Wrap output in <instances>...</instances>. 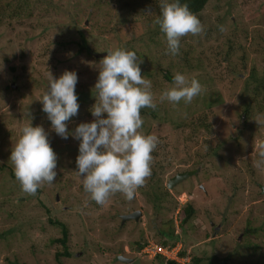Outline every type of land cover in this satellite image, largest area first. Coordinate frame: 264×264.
<instances>
[{
	"label": "rangeland",
	"instance_id": "obj_1",
	"mask_svg": "<svg viewBox=\"0 0 264 264\" xmlns=\"http://www.w3.org/2000/svg\"><path fill=\"white\" fill-rule=\"evenodd\" d=\"M4 1L0 5L7 7L11 3ZM117 1L114 0V3L118 7ZM35 2L38 6L34 14L36 21L22 26L17 21L6 19L3 21L5 27L0 28V264H60L57 255L65 249L61 244L53 243V240L62 238L63 234L59 227L50 223L51 220L66 223L69 228L67 249L72 257H61L64 264H157L152 262L154 256L145 255L144 249H139L136 244L144 241L158 244L156 229L150 225L148 217V213L155 212L153 205L138 190L133 201L125 202L119 193L111 196L102 206L92 201L83 190L81 178L75 173L80 141L71 135L66 140L60 138L52 130L40 102L48 86V72L58 79L65 70L75 71L82 85L87 83V77L94 80L98 66L96 60L80 55L79 51L84 52V48L93 52L96 35L117 43L106 27L110 24L109 20L115 17L113 0ZM198 18L205 26V34L197 37L189 35L185 39L193 54H201L202 59L185 67L182 74L189 79L206 81L202 86L209 91L193 100L197 111L191 109V114L197 112L200 117L209 110L207 106L218 99L223 100L224 117L218 124L212 125L210 133L203 131L199 139L200 144H203L204 138L215 141L218 152L197 176L194 174L191 177L187 172L194 173L200 162L175 163L162 182L167 188L178 175H188L168 189L170 197L176 199L179 205L192 201L198 209L196 225L187 226L189 241L210 235L207 241L186 246V250L184 247L182 251H186L187 255L183 257L189 259L187 264L192 262V258L188 257L190 254L202 257L217 255L219 258L229 256L232 264L239 260L240 264H248L247 261L250 264H264V169L254 167L257 159L255 142L264 139V126L257 127L253 121L257 114L251 117L250 122L245 117L248 123H244L239 112L243 107L237 101L242 97L240 90L235 92V86L230 83L228 86L220 85L217 79L209 83L205 74L207 69L200 68L206 66L207 61H218L226 53L230 40L237 42V47L251 60L264 66V0H212ZM218 25H224L226 31L221 33ZM78 31L89 38V42H84L82 47L79 45L83 41ZM71 41L78 45L71 44ZM176 72L179 70H172L173 74ZM246 72L249 74V70ZM240 85L243 86V82ZM93 88L82 92L90 98V103L95 104ZM152 90L161 109L158 114L160 135L168 134L175 128L176 122L194 118L185 115L187 112L184 109L188 110L189 104L159 103L161 92L156 91L153 84ZM79 106L78 115L67 122L69 133L79 124L95 119L88 112L92 106L89 109L81 104ZM256 106L252 108L258 110L261 107ZM102 118H107L106 114ZM234 119L237 121L235 125ZM30 121L33 127L42 126L45 129L50 145L55 143L60 150L59 153L53 149L54 152L65 157V160L57 159L54 183L38 189L35 196L23 193L8 169H12L9 163L12 146L21 128ZM225 132L227 135L223 140H218L219 134ZM189 142L194 143L191 139ZM159 155L163 156L162 153ZM208 175L210 178L206 179ZM9 199L13 203L24 204L19 208L15 204L13 208L5 203ZM134 210L142 211L138 222H125L124 218ZM177 210L170 214L161 212L158 220L161 224L162 221L174 219V233L181 231L175 221ZM213 218L218 221L220 229L210 227L215 226ZM250 226L256 232L247 236ZM122 227L123 232L120 230ZM11 229L14 235L13 232L9 234ZM195 230L197 232L193 237L191 233ZM246 237H250L253 245L259 246L248 258L247 254H242L252 246L246 245L243 240ZM120 257L129 262L121 261ZM132 260L133 263L130 262ZM178 261L184 263L182 259Z\"/></svg>",
	"mask_w": 264,
	"mask_h": 264
},
{
	"label": "clouds",
	"instance_id": "obj_2",
	"mask_svg": "<svg viewBox=\"0 0 264 264\" xmlns=\"http://www.w3.org/2000/svg\"><path fill=\"white\" fill-rule=\"evenodd\" d=\"M153 23L163 34L165 55L171 57L180 54L182 38L203 36L206 32L198 16L181 0H159V15ZM218 29L221 33L226 31L224 25H218ZM106 53L99 61V75L92 90L96 101L91 108L93 122L79 124L72 133L68 131L67 122L78 115L80 107L75 71L65 70L58 79L48 72V86L40 99L52 130L62 139L71 135L80 141L75 173L81 178L84 192L101 206L117 193L127 200L134 198L136 190L151 175L152 153L160 143L156 135L142 132L141 110L157 109L152 81L141 74L143 61L134 51L122 48ZM203 91L197 79L176 72L171 86L159 94V103L190 104ZM104 114L107 118H102ZM253 121L264 125V114H257ZM255 148L254 167L264 169V139L256 141ZM57 159L42 126L33 127L31 121L23 126L9 157L20 190L35 196L38 189L53 184ZM186 203H180L177 214ZM188 257L192 258L191 254Z\"/></svg>",
	"mask_w": 264,
	"mask_h": 264
},
{
	"label": "trees",
	"instance_id": "obj_3",
	"mask_svg": "<svg viewBox=\"0 0 264 264\" xmlns=\"http://www.w3.org/2000/svg\"><path fill=\"white\" fill-rule=\"evenodd\" d=\"M3 1L4 0H0V2ZM6 1L7 4H9V2L11 3L7 7L0 5V28L5 27V23L3 21L6 19L17 21L19 22L17 24H21L22 26L28 24L29 22L36 21L34 14L36 11L35 7L38 8V6L35 0H5L4 2ZM211 1L212 0H181V3L188 4L190 10L198 16L203 11H205L206 7ZM170 2H172V0H170ZM117 4L118 7L115 5L113 0L115 17L113 20H109L110 24L109 26H106L108 27V32L111 33L112 37H114L117 43H114L113 39L110 40L107 38H99L96 35L94 45H92L95 46V49H93L94 51H88L87 49L83 48L84 52L79 51L80 55L83 56L84 54V56L86 55V58H92L96 60L97 64H99V61L107 55L106 52L109 49L122 48L128 51H134L137 57L143 61V63L140 64L142 76H144L145 79L151 80L154 88L158 92H162L165 88L171 86L174 75L172 70H179V72L182 73L185 67L189 65L192 66L196 61H201L202 55L198 54V56H195L193 54V49L185 37L181 40L180 54L178 56L171 57L165 55L166 43L163 34L160 32L159 27L153 23L156 16L159 15V0H118ZM70 33H72V30ZM78 33H80V38L83 41L79 44L82 47L84 42H89V38H87V35H84L81 31H78ZM74 35L77 34H70V36ZM71 44L76 46L78 45L76 42L72 41ZM229 44L230 45L227 47L226 53L222 55L218 61H207V63H205L206 66L203 65L204 67L200 66V68L207 69L205 74L209 83L214 82V79H217L220 85L222 84L228 86L230 83L235 86V92L240 90L239 95H242V97L237 99L239 102L237 103L243 107L239 111L241 113L240 119L244 123H248V121H251V117L253 118L256 114H264V66L260 65L259 62H254L253 59H250L249 55H247L245 52H242L237 47V42L230 40ZM102 51L103 53H101ZM248 70L249 74L246 72ZM96 71L97 73H95L93 76L94 80L87 77L88 81L85 85H82V83H79L78 81L77 86L80 87H76L75 89L78 96V103L86 106L87 109L91 108V104L94 103H90V98L85 96V93H83L82 90L85 91L86 89L94 87L99 75L97 68ZM205 82L206 81L199 80L201 85ZM241 82H243V86L240 85ZM90 84H92V86ZM203 89V92H209L206 88ZM202 93L200 95H202ZM92 94L95 95L94 92ZM198 97H196L194 100H196ZM245 98L246 103H244ZM181 103L184 104L183 102ZM222 103V98L218 99L216 103L207 106L209 107V110L206 111V114L203 113L200 117H198V114H196L197 112L191 114L190 111L191 109L197 111V108H194L195 102L193 101L192 104L190 103L189 107H187L188 110L184 109V112H187L185 115H192L194 118L192 117L188 121H184V119H182V123L181 121L176 122L175 128L170 130L168 134L164 135H160L159 127L161 123L158 122V114L160 109L159 105L157 104L156 110L148 108L141 110V115L144 120L142 131L146 132V134H155L158 137L160 143L158 144L156 150L152 153L153 162L151 165V175L146 179L144 185L139 187L137 190L139 193L146 196L148 203L153 205V210H155V212L152 214L148 213V217L150 220V225L154 226L156 229V235L159 239L157 240V243L161 246L172 248L181 242L183 243L186 250V246H192L196 243L202 242L203 240L207 241L210 239V235L206 234L204 238L196 237L194 239L192 238L193 240H188L189 237L187 236V232L189 229L187 226L193 224L196 225V220L198 219V209L195 203L192 201H188L185 205L181 206L179 214L177 215L178 226L181 229L179 234L174 233V219H168V222L162 221L161 224H159L158 220L160 218L159 216L161 212L164 211L168 214L174 213L179 206L177 200L173 197H170L168 188H166L162 182L164 176L175 166V163L187 164L189 161H194L195 163L197 162L199 164L200 162L199 167L197 166L194 173L190 171L187 172L191 175V177H194V174L197 176L200 171L203 172L204 168L209 164L211 158L218 152L215 141L204 138L203 144H200L199 139L201 136H203V131L210 133L213 129L212 125L218 124L219 120L224 117ZM253 105H257L256 107H261H259L257 110L256 108H252ZM88 112L91 113V110ZM245 117L248 121L245 120ZM233 123L234 125L237 124L236 119H234ZM230 130L235 131L234 128H231ZM225 135H227V132H225V134L220 133V138L218 140H223ZM168 136L170 137L169 140L167 139ZM190 139L193 140L194 143H190ZM218 140H216V142ZM51 146L55 151L60 153V150L55 143H52ZM194 150L195 153H193ZM160 153H162L163 156H160ZM63 156L64 155L60 154V156L57 155V158L60 160H65V157ZM1 167L3 169L5 168L4 166ZM8 169L10 175L13 177V179H15L13 170L10 168ZM211 175L215 176V174ZM208 178H210L209 175L206 177V179ZM127 201H133V199H125V202ZM5 203L11 205L13 208L15 207V204L18 206V208L24 204L23 202L17 204L15 201L13 203L12 199L5 201ZM93 214L95 213L93 212ZM212 221L215 222V226L210 225L212 229L221 228L215 218H213ZM50 223L59 227L63 234L62 238L53 240V243H59L64 247L65 251L57 255V261L60 262V264H64L60 260L61 257H65L66 259H70L72 257L71 252L69 249H67V241L69 239L70 233L69 228L66 223H62L61 221L51 220ZM249 224H251V222H249ZM165 227H168V229L165 230ZM123 229L124 227H122L120 230L122 231ZM12 232L13 229L10 230L9 234ZM196 232V230L192 232L191 236L194 237ZM254 232H256V229L250 226L247 236ZM14 233L15 232H13L12 235H14ZM243 240L246 242V245H252L249 248V251L242 253L247 254L248 258L250 255H253L256 250L255 248H259V246L256 244L253 245L254 242H252L250 237H246ZM149 243L150 242L144 241L137 242L136 244L138 245L139 249H144L149 245ZM185 252L186 251L182 252L181 255L185 256ZM152 262H157V264H178L175 261L167 260L161 255L156 257ZM232 263L233 261L229 256L219 258L217 255L209 257L193 255L191 264ZM247 263L250 264L248 261ZM236 264H240V260Z\"/></svg>",
	"mask_w": 264,
	"mask_h": 264
},
{
	"label": "built area",
	"instance_id": "obj_4",
	"mask_svg": "<svg viewBox=\"0 0 264 264\" xmlns=\"http://www.w3.org/2000/svg\"><path fill=\"white\" fill-rule=\"evenodd\" d=\"M144 250H143L144 254L148 256H154L153 259L161 255L170 261L179 262L178 260L182 259L184 261L183 264H187L189 262L188 258H181V252L183 250V245L181 243H178L175 247L172 248H167L159 244L152 243L149 244L147 247H145ZM147 250H151L152 252H149ZM186 260L187 262L185 263Z\"/></svg>",
	"mask_w": 264,
	"mask_h": 264
},
{
	"label": "water",
	"instance_id": "obj_5",
	"mask_svg": "<svg viewBox=\"0 0 264 264\" xmlns=\"http://www.w3.org/2000/svg\"><path fill=\"white\" fill-rule=\"evenodd\" d=\"M188 175H178L174 180L170 181L169 184H168V187L169 189H172L174 185L176 184H179L181 181H183L185 178H187ZM142 215V211H137L133 214H130V215H127L125 218H124V221H127V220H135V221H138L139 220V217ZM121 261H124V262H129L128 259L124 258V257H120L119 258ZM130 262H134L133 260L130 261Z\"/></svg>",
	"mask_w": 264,
	"mask_h": 264
},
{
	"label": "flooded vegetation",
	"instance_id": "obj_6",
	"mask_svg": "<svg viewBox=\"0 0 264 264\" xmlns=\"http://www.w3.org/2000/svg\"><path fill=\"white\" fill-rule=\"evenodd\" d=\"M126 222V221H125Z\"/></svg>",
	"mask_w": 264,
	"mask_h": 264
}]
</instances>
